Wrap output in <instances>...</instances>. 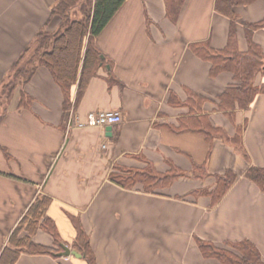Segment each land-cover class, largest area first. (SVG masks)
<instances>
[{
  "label": "crops",
  "instance_id": "1",
  "mask_svg": "<svg viewBox=\"0 0 264 264\" xmlns=\"http://www.w3.org/2000/svg\"><path fill=\"white\" fill-rule=\"evenodd\" d=\"M57 1L0 0V89L25 49L34 50L37 33L59 28V17L51 16ZM215 3L184 0L174 19L165 0H125L95 39L106 62L78 100L73 87L67 109L46 65L14 88L0 119V254L32 203L47 196L62 250L72 247L78 216L95 264H222L202 253L197 237L220 247L249 239L264 259V188L246 176L250 166L264 167V93L248 108H219L221 93L237 80L227 70L212 76V63L193 50L206 42L215 50L228 45L231 20ZM236 11L238 48L246 51L244 22L264 18V0ZM253 40L264 52V26ZM254 82L264 83V71ZM22 89L32 97L29 108H19ZM100 110L119 111L122 120L110 130L87 125V114ZM206 116L232 139L241 131L242 145L221 136L208 141ZM148 166L180 174L153 192L111 179L120 168ZM228 168L237 178L217 203L194 194L215 187ZM33 239L59 247L44 229ZM62 250L22 251L15 264H90Z\"/></svg>",
  "mask_w": 264,
  "mask_h": 264
},
{
  "label": "trees",
  "instance_id": "2",
  "mask_svg": "<svg viewBox=\"0 0 264 264\" xmlns=\"http://www.w3.org/2000/svg\"><path fill=\"white\" fill-rule=\"evenodd\" d=\"M125 0H58L52 7L51 16L59 17L57 30L42 29L36 35L34 50L27 47L15 61L9 78L2 85L0 92V119L7 110V102L14 88L25 85L32 77L39 64L46 65L55 80L64 90V108L71 105L72 90L77 85L78 100L91 78L97 74L99 67L106 62L95 39L108 22L119 10ZM254 0H216L215 9L231 20L229 42L225 49L215 50L208 42L193 45V50L212 63L211 75L222 71H231L236 83L229 85L219 97V108L222 110L248 108L259 93H264V83L255 84V77L264 71V52L260 44L253 40L256 29L264 26V18L259 21L244 22L248 49L238 48L236 7L246 5ZM168 15L177 19L184 0H165ZM30 54L26 55L28 51ZM27 56V57H26ZM200 95V94H199ZM202 98V95H200ZM199 98V99H201ZM205 98V97H203ZM32 97L24 90L20 93L19 108H29ZM204 135L212 142L213 137L221 136L226 140L241 144V131L230 138L220 127L214 126L206 116ZM200 167V166H199ZM180 173L171 170L160 173L152 166L146 168H120L113 172L111 179L126 188L141 184L146 192L168 186ZM246 176L264 188V167L250 166ZM237 173L228 168L216 175V186L208 189H198L194 194H204L211 197L212 205L217 203L232 183ZM50 201L47 196L38 197L22 217L10 237V246H6L0 254V264H15L20 253H52L62 250L60 236L55 221L47 215ZM77 235L72 243L73 249L86 256L90 264H95V252L91 246L90 235L85 230L78 216L73 215ZM38 229L50 232L58 244V249L34 241V233ZM23 231V232H22ZM23 233V234H21ZM21 234V235H20ZM197 244L206 257H213L222 264H264V259L258 247L249 239L227 242V247H220L214 242L197 237Z\"/></svg>",
  "mask_w": 264,
  "mask_h": 264
},
{
  "label": "built area",
  "instance_id": "3",
  "mask_svg": "<svg viewBox=\"0 0 264 264\" xmlns=\"http://www.w3.org/2000/svg\"><path fill=\"white\" fill-rule=\"evenodd\" d=\"M121 114L118 111L113 110H100L91 111L87 114L86 123L87 125H107L114 124L121 120Z\"/></svg>",
  "mask_w": 264,
  "mask_h": 264
},
{
  "label": "water",
  "instance_id": "4",
  "mask_svg": "<svg viewBox=\"0 0 264 264\" xmlns=\"http://www.w3.org/2000/svg\"><path fill=\"white\" fill-rule=\"evenodd\" d=\"M102 57H104V56L102 55ZM111 128H112V125H108L106 129L107 130H110ZM63 248H64V250L62 252H60L59 255H65V256H67V255L72 254V255H75L77 257H81L82 256V253L78 252L75 249H72L68 245H63Z\"/></svg>",
  "mask_w": 264,
  "mask_h": 264
},
{
  "label": "rangeland",
  "instance_id": "5",
  "mask_svg": "<svg viewBox=\"0 0 264 264\" xmlns=\"http://www.w3.org/2000/svg\"><path fill=\"white\" fill-rule=\"evenodd\" d=\"M2 91V88L0 89V92Z\"/></svg>",
  "mask_w": 264,
  "mask_h": 264
}]
</instances>
